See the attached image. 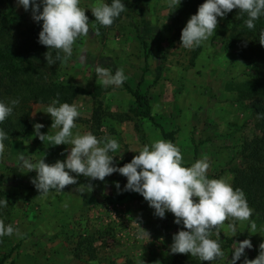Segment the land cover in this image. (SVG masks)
Returning a JSON list of instances; mask_svg holds the SVG:
<instances>
[{
  "label": "rangeland",
  "instance_id": "rangeland-1",
  "mask_svg": "<svg viewBox=\"0 0 264 264\" xmlns=\"http://www.w3.org/2000/svg\"><path fill=\"white\" fill-rule=\"evenodd\" d=\"M100 2L81 0L80 6L89 8L85 10L89 36L73 45V56L67 62L47 64L48 48L38 43L42 22L32 19L30 9L17 7L16 0H7L2 7L13 22L0 35V46L11 42L38 63L39 75L45 81L101 91L105 110L114 116L100 126L94 125V99L89 94H79L69 103L76 104L80 112L73 133L90 131L98 138L117 139L120 148L110 153L115 165L122 167L138 155L130 150L138 151L145 144L163 139L180 148L184 166L206 154L211 165L208 178H225L232 185L236 172L244 168L243 139L259 129L257 118L247 102L239 98L236 88L250 80V59L238 56L240 46L226 49L220 23L200 47H180L181 31L191 16L176 12L186 0L171 8L167 0H136L110 27L96 22L90 9ZM96 29L99 35H95ZM82 50L86 55L84 62L80 60ZM52 55L55 57V50ZM97 64L113 71L123 68L127 76L123 86L103 87L95 72ZM128 87H139L152 98L153 118L140 121L141 132L136 131L128 117L130 108L135 106ZM21 97L26 98L24 92ZM15 98V94L11 95V99ZM25 103L32 131L5 146L0 158V199L8 200V207L0 209V219L23 234L0 240L3 264H228L233 241L244 239H250L253 245L245 249L247 258L253 260L259 255V246L264 243V220L253 215L248 221L230 218L219 228V235L212 232V239H221L224 252L215 261H200L191 254H172L174 214L168 212L165 218H159L140 194L118 192L114 182L119 181L121 189L127 183V178L119 173L104 181L81 175L77 185H68L61 193L53 190L47 197L39 196L31 183L37 173L19 167L18 157L24 155L33 161L44 158L46 163L54 164L66 159L71 145L41 141L34 134L35 123L44 125L40 130L43 134L53 135L57 131L51 128L50 114L44 113L50 103ZM25 103L21 101L15 111L25 115ZM89 183L93 185L92 191H76L79 185ZM229 223L235 224L236 236L229 230ZM243 260L241 257L237 264H243Z\"/></svg>",
  "mask_w": 264,
  "mask_h": 264
},
{
  "label": "clouds",
  "instance_id": "clouds-1",
  "mask_svg": "<svg viewBox=\"0 0 264 264\" xmlns=\"http://www.w3.org/2000/svg\"><path fill=\"white\" fill-rule=\"evenodd\" d=\"M16 3L17 7L22 6L25 11L30 9L36 23L42 22L38 43L48 48L45 53L48 65L58 61L67 62L73 56V45L80 38L89 36V18L85 14L89 8H82L81 0H16ZM180 3L181 0H167L170 8ZM90 9L96 22L110 27L127 8L125 0H111L110 3L101 0ZM233 9H239L241 14L246 13V27L255 29V22L264 17V0H205L182 29L180 47L187 50L200 47L216 32L217 18L225 17ZM99 34V29H96L95 35ZM259 42L264 45V29L259 33ZM53 50L56 51L55 57L52 55ZM80 60H86L83 50ZM95 72L105 88H120L127 80L123 68L113 71L110 67L97 64ZM20 102V98L10 99L7 103L0 100V123L13 114ZM44 113L50 114L53 120L51 128L57 131L53 135L43 134L40 130L44 125L35 123L34 134L51 145L65 144L71 147L66 159L57 160L54 164L46 163L44 158L33 161L24 155L18 157L19 167L37 173L31 183L40 193L39 196L47 197L53 190L61 193L66 186L77 185L81 175L90 180L104 181L107 176L119 173L127 178V183L121 189L120 182H114L118 192L134 191L142 195L154 209L155 216L163 219L166 213L171 212L175 217L174 223L182 224L187 229L173 235L170 245L172 254H191L200 261L210 262L224 256L221 239H212V232L215 230L219 235V228L230 218L248 221L253 215L254 210L249 206L242 189H234L225 178H208L207 172L211 165L206 154L190 166H184L180 148L172 141L157 139L138 151L130 150L138 155L120 167L114 164V155H110L120 148L117 139L110 136L98 138L90 131L73 133V129L78 127L75 121L80 116L76 104L61 103L57 97L51 100ZM258 117L264 118L259 114ZM8 138V133L0 128V158L4 153V141ZM89 190H93L91 183L76 188L81 194ZM7 207L8 200L0 199V209ZM251 227L255 230L256 225L253 223ZM228 228L233 236L237 235L234 223H229ZM13 234L23 235L18 228L12 224L6 225L0 219V240ZM252 247L250 239L233 241L228 264H237L241 257H244L243 264H264V243L259 246V255L249 260L245 249Z\"/></svg>",
  "mask_w": 264,
  "mask_h": 264
},
{
  "label": "trees",
  "instance_id": "trees-1",
  "mask_svg": "<svg viewBox=\"0 0 264 264\" xmlns=\"http://www.w3.org/2000/svg\"><path fill=\"white\" fill-rule=\"evenodd\" d=\"M6 1L0 0V35L13 22V19L8 18L2 8ZM106 1L107 3L111 2V0ZM135 1L125 0L126 10H129ZM204 2L205 0H186L184 4L179 6L176 14L192 16L197 13L198 7ZM126 13L127 11L123 12L115 22ZM217 19L218 23L222 25L221 33L225 35L226 49L232 50L240 46L239 52L241 53H238V56L250 59L249 64L252 70L250 80L240 83L236 88L239 98L247 102L248 108L257 118L259 128L256 133L243 139L241 152L244 168L242 171L236 172L232 186L234 189L239 188L244 191L249 206L254 210L253 217H260L264 220V118L258 117V114L264 116V45L259 42V33L264 29V17L255 22V29L246 27L247 14H241L239 9H233L225 17H218ZM37 66L38 63L25 56L11 42L0 46V100L7 103L11 99V95L15 94L23 103L33 100L40 103H50L52 99L57 97L61 103H71L77 95L89 94L94 99L92 115L94 125L100 126L108 117L114 116L113 113L105 110L100 90L91 92L77 85L45 81V77L39 75ZM45 66H47L46 63ZM128 89L135 98V106L130 108L128 117L134 122L136 131L141 132L140 121L143 118H153L152 98L148 94L142 93L139 87L135 89L128 87ZM21 92H24L27 99L21 97ZM25 104V115L17 113L14 109L13 114L6 118L3 123H0V128L9 136L4 141L5 146L12 145L16 138L29 135L32 131L26 110L27 103ZM141 197L143 196L141 195ZM118 198L122 197L118 196ZM175 230L174 234L179 230L187 229H184L182 224H175ZM4 261L2 259L0 264H3Z\"/></svg>",
  "mask_w": 264,
  "mask_h": 264
}]
</instances>
